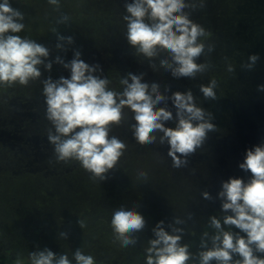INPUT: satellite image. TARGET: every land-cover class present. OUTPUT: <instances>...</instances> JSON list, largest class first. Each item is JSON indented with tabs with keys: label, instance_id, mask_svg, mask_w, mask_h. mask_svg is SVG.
<instances>
[{
	"label": "clouds",
	"instance_id": "9594fccd",
	"mask_svg": "<svg viewBox=\"0 0 264 264\" xmlns=\"http://www.w3.org/2000/svg\"><path fill=\"white\" fill-rule=\"evenodd\" d=\"M56 11L60 0H48ZM196 3L186 0H132L125 4L127 14L126 37L137 55L149 61L160 58L159 64L171 72L173 77L195 78L209 69L208 63L196 61L205 53V40L210 36L205 29L189 18L185 9H195ZM200 6L203 7V0ZM24 14L10 5L9 0L0 2V87L11 88L17 84L28 86L37 81L42 73L40 66L51 70L48 61L50 51L19 33L25 29ZM70 17L62 14L57 23H67ZM56 33V28L52 29ZM59 41L73 43L72 37L57 33ZM63 49L62 43H57ZM207 50L211 52L212 46ZM79 51L73 59L65 63L59 56L56 62L70 70V77H51L42 81V95L45 97V118L50 123L47 139L53 146L57 162L76 161L94 181L106 179V174L114 169L127 150V144L110 135L114 126H119L124 118V109L132 111L134 124L130 126L133 136L141 146L159 143L169 146L168 156L173 167L187 165V157L201 148L208 133L216 131L211 122L212 114L198 107L191 90L174 92L171 97L161 93L157 83L142 82L143 74L128 73L121 77L122 91L109 87L111 81L95 75L99 65H89L81 58ZM258 56L249 57L251 68ZM46 61H48L46 63ZM155 68V64L151 65ZM229 73L234 67L229 64ZM218 83L211 79L200 91L205 99H217ZM264 91V85L258 86ZM165 91H168L166 88ZM171 99L176 109L175 127H166L174 119L167 107ZM164 103V107H158ZM240 169L251 173L245 182L241 178H229L222 182L218 198L221 200V217L211 216L208 227L200 237L199 251H190V245L182 243L185 233L182 227L186 221L176 217L168 225L160 221L153 228L154 238L148 240L145 249V264H264V144L246 151ZM138 178L147 181L148 173L138 172ZM206 200L212 199L208 192L202 193ZM189 214L188 219H191ZM81 228L83 220L78 221ZM111 228L114 240L122 248L137 243L136 233L145 228L144 217L135 210L120 206L112 213ZM238 232L232 231V227ZM227 229V230H226ZM243 233L244 235H241ZM61 238L67 234L61 232ZM29 264H96L92 255L77 248L72 259L67 253L57 255L48 248L30 252ZM15 264H23L17 253Z\"/></svg>",
	"mask_w": 264,
	"mask_h": 264
},
{
	"label": "rangeland",
	"instance_id": "374dc122",
	"mask_svg": "<svg viewBox=\"0 0 264 264\" xmlns=\"http://www.w3.org/2000/svg\"><path fill=\"white\" fill-rule=\"evenodd\" d=\"M130 2L132 0L116 1L118 23L109 32L111 42L100 50L89 52L83 61L89 65H99L94 74L101 78H105L108 68L116 72L131 69L133 74H143L142 82L159 84L161 93L168 97L177 91L183 93L191 90L197 106L212 114L211 122L217 130L209 132L202 147L187 157L186 166L174 168L167 154V143L141 146L136 142L130 129L135 123L134 114L125 108L123 122L114 126L110 135L124 141L127 150L111 172V183H108L106 193L100 198L96 197L95 201H99V205L104 204L112 213L120 206L151 213L162 209L158 223L163 221L168 231H171L168 225L176 217L184 219L182 243L186 244L192 232L198 237L204 231L212 232L208 227L209 218H219L224 214L218 198L222 182L229 178H241L247 182L251 173L240 169L239 165L243 163L247 150L264 144V91L258 90V86L264 85V0H203V7L200 6L201 0H186L197 5L195 9H185L189 18L210 33L205 40V53L196 61L208 63L209 69L194 79L173 77L170 71L161 67L159 59L164 58L163 53L153 61L142 55L137 56L127 41L126 22L123 20L127 14L125 4ZM208 45L212 46L211 52L207 50ZM252 55L259 58L248 68L246 65L250 63L249 57ZM152 64H155V68ZM229 64L234 67L231 73L227 71ZM40 71L42 75L37 81L30 82L28 86L17 84L7 94L27 93L34 98L43 96L42 81L48 77L53 80L60 77H52L43 65ZM62 77L69 78L70 70L66 69ZM211 79L218 83L215 100L205 99L200 91V86H207ZM166 88L168 91H165ZM6 96H0V101L6 100ZM164 106V103L158 105ZM0 107L4 120L10 118L3 106ZM167 107L174 119L166 122L165 126L174 128L176 109L171 99L167 101ZM45 126L51 127L48 121ZM78 167V178L84 180L90 177V173L80 165ZM139 171L148 173L146 182L138 178ZM117 184L122 186L115 188ZM52 186L53 193L67 191L64 197H60L64 206L73 203V196H79V200L88 197L86 190L75 194L85 188L79 179L67 183L54 181ZM205 191L212 199L203 198ZM189 214L191 219H188ZM232 229L239 231L234 226Z\"/></svg>",
	"mask_w": 264,
	"mask_h": 264
},
{
	"label": "trees",
	"instance_id": "16d2710c",
	"mask_svg": "<svg viewBox=\"0 0 264 264\" xmlns=\"http://www.w3.org/2000/svg\"><path fill=\"white\" fill-rule=\"evenodd\" d=\"M116 1L60 0V9L56 11L48 0H9L13 8L24 14L25 29L19 35L49 49L48 61L52 62L49 74L54 78L64 76L66 71L56 62L57 56L67 63L79 51L80 58L85 60L89 52L109 45V32L118 23ZM62 14L68 15L70 21L57 23ZM53 28L56 33L52 32ZM57 33L72 37L73 43L59 41ZM57 43H62L63 49H58ZM128 73H132L131 69L116 72L108 68L105 78L111 81L109 87L121 90L119 80ZM9 90L0 87V96L7 95L0 106L10 115L6 120L0 115V264H15L17 253L23 264H29L28 254L44 248L57 255L67 253L70 259L80 248L92 255L96 264H145V245L154 238L152 230L163 210L152 213L136 210L144 217L145 228L135 234L134 246L122 248L114 240L110 223L112 212L95 201L106 193L113 169L104 180L78 178V162L63 163L55 159L53 146L47 139L45 97L34 98L27 93L8 95ZM76 179L85 188L75 194L86 190L88 197L79 200V196H73V203L65 208L60 197L67 191L53 193L52 183ZM121 186L117 184L115 188ZM79 220L85 222V227H80ZM61 232L67 234L66 238L60 237ZM200 237L190 233L186 244L190 245L191 252L199 251Z\"/></svg>",
	"mask_w": 264,
	"mask_h": 264
}]
</instances>
